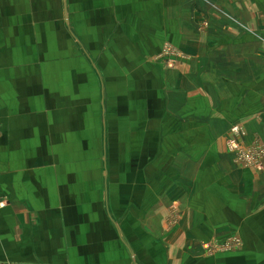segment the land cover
Here are the masks:
<instances>
[{
  "label": "crops",
  "instance_id": "crops-1",
  "mask_svg": "<svg viewBox=\"0 0 264 264\" xmlns=\"http://www.w3.org/2000/svg\"><path fill=\"white\" fill-rule=\"evenodd\" d=\"M235 125L264 144V0H0V264H264Z\"/></svg>",
  "mask_w": 264,
  "mask_h": 264
},
{
  "label": "built area",
  "instance_id": "built-area-1",
  "mask_svg": "<svg viewBox=\"0 0 264 264\" xmlns=\"http://www.w3.org/2000/svg\"><path fill=\"white\" fill-rule=\"evenodd\" d=\"M175 52L170 50V48L165 49L161 57H166L167 62H169L171 55H177ZM230 137L227 140V149L234 154L235 162L239 166L242 167H253L257 170L261 169L262 166V160L264 158V144L262 143H254L249 146H245L240 143L239 139L242 138L244 135L242 128L235 125L232 126L229 130ZM3 204L0 202V207H2ZM238 240H232L231 242L222 244V246H219L218 244L207 246V247H213L214 249L218 248L219 250H228L231 251L234 248L239 246Z\"/></svg>",
  "mask_w": 264,
  "mask_h": 264
},
{
  "label": "rangeland",
  "instance_id": "rangeland-1",
  "mask_svg": "<svg viewBox=\"0 0 264 264\" xmlns=\"http://www.w3.org/2000/svg\"><path fill=\"white\" fill-rule=\"evenodd\" d=\"M219 246H222V244H218ZM225 245V243H224ZM211 246V245H210ZM239 248V247H238ZM205 250L208 251L209 253H215V252H228V250H219L218 248L214 249L213 247H205Z\"/></svg>",
  "mask_w": 264,
  "mask_h": 264
}]
</instances>
